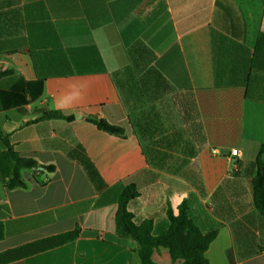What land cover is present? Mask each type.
<instances>
[{
  "label": "crops",
  "instance_id": "crops-1",
  "mask_svg": "<svg viewBox=\"0 0 264 264\" xmlns=\"http://www.w3.org/2000/svg\"><path fill=\"white\" fill-rule=\"evenodd\" d=\"M137 42L195 123V181L162 173L146 152L142 136L153 138L157 118L143 116L152 129L137 119L142 133L129 122L115 75ZM1 72L3 134L21 156L56 170L22 169L25 186L8 188L14 163L0 140V253L80 228L74 242L7 264H137L135 242L116 230L119 196L132 183L137 223L152 219L158 234L168 204L177 212L188 200L201 229L217 232L210 264H264L252 188L264 145V0H0ZM49 111L74 119H41ZM152 260L179 263L163 247Z\"/></svg>",
  "mask_w": 264,
  "mask_h": 264
},
{
  "label": "trees",
  "instance_id": "trees-1",
  "mask_svg": "<svg viewBox=\"0 0 264 264\" xmlns=\"http://www.w3.org/2000/svg\"><path fill=\"white\" fill-rule=\"evenodd\" d=\"M129 65L123 72L115 75L117 86L125 100L123 88L125 84L121 79L122 76L127 77L130 89H135L142 101L152 106L161 98L173 92V87L168 83L165 77L155 67V55L143 43L137 42L128 48ZM8 72H1L0 77L7 75ZM150 115L147 113L146 116ZM63 118L72 121L74 116H65L62 112L49 111L44 113L41 119ZM145 129H152V123L147 122ZM89 122L94 124L99 130L110 135L121 138L126 137V129L120 125L113 124L106 119L97 117L88 118ZM0 140L4 143L6 151L3 153L13 163V175L7 182V187L13 189L15 187H24L25 184L21 180L20 171L22 169H38L53 173L56 167L53 165H40L31 157H24L17 153L11 144L8 136H5L0 128ZM264 145L262 146L258 163L259 171L252 182L254 205L258 212L264 216ZM140 197L137 186L132 183L125 186L118 199V209L116 213V230L121 237L129 238L136 244L134 249L137 264H156L152 260L155 249L161 247L170 251L174 263L177 264H210L206 257L211 243L217 236L216 231L204 232L196 223L190 214V203L183 200L177 212L173 209L171 203L168 204L167 218L169 226L162 232L154 233V222L147 218L137 223L134 214L129 209V204L134 199ZM80 236V228L76 227L72 231L62 234L46 237L36 240L12 249H8L0 253V264H7L18 261L35 254L65 245L76 241ZM4 238V226L0 223V241Z\"/></svg>",
  "mask_w": 264,
  "mask_h": 264
},
{
  "label": "rangeland",
  "instance_id": "rangeland-1",
  "mask_svg": "<svg viewBox=\"0 0 264 264\" xmlns=\"http://www.w3.org/2000/svg\"><path fill=\"white\" fill-rule=\"evenodd\" d=\"M127 79L122 76L119 80L125 84V106L134 131L142 133L138 120L145 122V112L150 114V118H157L158 130L153 138L150 134L142 136L146 152L157 162L156 167L162 173L176 177L191 173L194 181L197 180L198 165L194 158L201 144L194 128L195 123L185 114L177 96L169 93L156 104L148 106L135 89H130Z\"/></svg>",
  "mask_w": 264,
  "mask_h": 264
},
{
  "label": "built area",
  "instance_id": "built-area-1",
  "mask_svg": "<svg viewBox=\"0 0 264 264\" xmlns=\"http://www.w3.org/2000/svg\"><path fill=\"white\" fill-rule=\"evenodd\" d=\"M232 156H239L238 150H232Z\"/></svg>",
  "mask_w": 264,
  "mask_h": 264
},
{
  "label": "water",
  "instance_id": "water-1",
  "mask_svg": "<svg viewBox=\"0 0 264 264\" xmlns=\"http://www.w3.org/2000/svg\"><path fill=\"white\" fill-rule=\"evenodd\" d=\"M77 116V118L79 117L78 115H76ZM263 158H264V156H263ZM263 172H264V167H263Z\"/></svg>",
  "mask_w": 264,
  "mask_h": 264
}]
</instances>
